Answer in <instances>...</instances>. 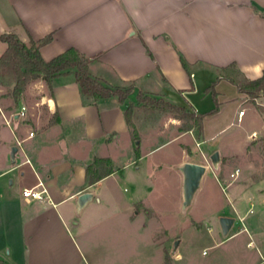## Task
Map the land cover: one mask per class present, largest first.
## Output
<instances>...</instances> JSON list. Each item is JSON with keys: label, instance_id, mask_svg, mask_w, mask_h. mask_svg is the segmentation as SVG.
Returning <instances> with one entry per match:
<instances>
[{"label": "crops", "instance_id": "obj_1", "mask_svg": "<svg viewBox=\"0 0 264 264\" xmlns=\"http://www.w3.org/2000/svg\"><path fill=\"white\" fill-rule=\"evenodd\" d=\"M262 12L264 0H0V34L13 32L30 44L32 38L38 40L52 33L51 41L40 46L45 59L76 47L88 56L98 55L89 64L94 75L112 85L133 84L129 97L135 100L142 91L207 111L210 109H204L207 107L200 99L186 96L197 92L198 73H213L218 80L227 79L222 67L233 62L241 75L249 78L263 73ZM7 46L0 39V56ZM180 54L191 63V75ZM6 89L0 85V264H231L228 256L235 258L234 264H259V255L264 257V241L255 257L247 260L240 240L230 249H215L209 255L203 251L200 257L183 242V235L179 237V232L171 230L173 223L155 214L151 195L157 184L146 167L138 172L143 181L139 180L138 185L132 182L128 197L119 196L109 182L115 176L118 181L117 174L123 176L132 161H136V170L141 169L147 162L140 164L139 159L175 141L179 142L181 152L179 166L193 160L189 152L191 138H187L191 134L180 128L182 118L170 116V126L164 125L158 131L148 127L140 130L137 150L125 116L132 98L124 102L117 96L87 100L73 72L54 77L52 87L44 79H34L27 84L25 96L41 93L38 106L57 112L56 122L42 129L39 118L32 125L23 123L26 118L10 119L9 109L3 103ZM240 91L243 100L250 98ZM263 99L261 94L252 100L262 114ZM223 105L221 101L220 109ZM28 110L27 115L34 113L30 107ZM241 110L239 119L244 114H240ZM207 118L201 133L204 136ZM167 121L165 117L164 123ZM31 131L33 136L29 135ZM20 138L24 139L22 145L18 144ZM154 139L157 143H153ZM202 143L200 140L199 148L206 150L208 147ZM14 146L18 147L15 159ZM219 151V163L206 164L221 173L224 153ZM97 155L109 156L114 168L91 182L87 165ZM27 156L32 162L25 160ZM162 164L152 161L153 167ZM236 165L240 170L244 168L247 175L256 171L249 160ZM206 170L188 205L203 187ZM178 174L184 179L180 167ZM237 176L230 179L227 203L216 208L218 215H232L234 220L227 232L222 230L226 235L213 245L243 230L251 231L254 237L247 244L253 239L259 242V219L249 218L246 222L253 207L245 210L242 202L243 192L252 187L251 181H236ZM217 177L221 184L222 178ZM40 179L46 183L50 199L23 194L24 186L34 185ZM257 180L264 178L259 179L258 175ZM258 189L264 202V183ZM84 190H91L94 195L79 208L78 195ZM183 199L181 192L182 205ZM199 221L193 218L188 222L200 225Z\"/></svg>", "mask_w": 264, "mask_h": 264}, {"label": "rangeland", "instance_id": "obj_2", "mask_svg": "<svg viewBox=\"0 0 264 264\" xmlns=\"http://www.w3.org/2000/svg\"><path fill=\"white\" fill-rule=\"evenodd\" d=\"M231 70L235 72L236 68L232 67ZM235 74L241 77L238 72H235ZM211 75H213V73H210V76L207 75V73H198L196 78L197 92H192V94L187 93L186 96L190 99H200L203 106L207 107L204 109L213 108L216 105V100L220 102V105L222 101L224 103L222 109L214 115L207 116L208 118L205 121L206 136L201 134L202 132L199 125L190 119H180V122H182L180 128L187 129L192 136L187 138H191L189 152L193 160L205 162L212 166L211 153L215 150H222L224 155H222L223 164L220 169L221 173L217 170L213 171L207 168L204 175L203 187L198 191L193 202L190 205L180 204L181 192H183L184 195V179L178 174L179 167L181 168L178 163L181 152L179 142L175 141L166 144L152 155L139 159L138 162L140 164L147 162V165L144 164L141 169L136 170V161H132L131 166H126L123 176H120V172L117 174V177H119L118 181L115 176L114 178H109V182L113 184L119 196L122 198L128 197V195L132 193L133 183L135 182V184L138 185L139 180L141 182L143 181V175L138 176V172H141L142 169L146 167L148 172L154 176L155 184H157L156 189L151 195V200L155 205V214L158 217L160 216L161 220L173 223L171 230L179 232V237L183 235V242L188 243L191 250L202 257L203 251L205 255H209L215 249H230L236 240H240L242 242L243 252L247 253V260H250L255 257L258 246L262 247L264 241V202L259 198L258 189V186L263 185L264 181L257 180L258 175L259 179L264 178V113L262 114L259 106H257L251 98L243 100V93L235 82L228 78L218 80V77L214 75L211 78ZM14 80V77L0 73V85L2 84L7 88L4 92L7 96L3 103L4 108L9 109L10 119L13 120L15 118L13 113L18 111L21 103H26L28 109L30 107L34 113L22 117L26 118L23 120V123L32 125V123L39 118L41 119V128L45 129L48 124L56 122V112L51 113L47 106H38L37 103L39 102L38 99H40L41 93L27 97L23 92L24 96L22 94L19 99L22 102L16 100L11 94ZM212 84H214L213 89H208ZM217 90H221L222 92L220 93ZM214 92H216V94ZM131 98L134 100L132 104L137 102V104H134L133 125L131 126L133 140L135 136L141 139L140 130L144 131L146 127L158 131L161 130L164 125L167 128L170 126V121L172 120L170 116L175 115V113L168 110L166 106L153 104L151 102H140L137 99L135 100L134 97H129V101H131ZM182 99L186 101V98L183 96ZM263 108L264 99L262 101V109ZM240 109L244 111V114L241 115L239 119L238 113ZM49 113L51 114L49 115ZM165 117H168L167 124L164 123ZM34 127H36V125ZM223 127L225 128L216 134L215 137H210ZM253 131H257L255 137H251L250 133ZM163 134L167 133L164 132ZM200 140H203V147H208L206 150L201 147L199 148ZM157 141V139H154L153 143H157ZM220 143L225 144L221 146ZM146 147V145H143V148ZM153 160L162 161L163 164L153 167ZM247 160H249L253 166L255 165L254 169H256V171L252 169L254 172L252 171L251 175H247V172L243 168L234 180L242 183L253 182L252 184L250 183V186L253 188L248 187L245 189V192H243L245 195H243L242 202L244 203L243 207L245 210L249 206L253 207V211H248L246 215V222L249 218L259 219V242L253 239L250 244H247L248 239L252 238L253 235H250V233H252L251 231L243 230L236 236L213 245L218 238H223L226 235L222 231L221 216L216 213L217 205L226 204L229 199L230 187L229 184H227L226 177L228 180L232 179L233 176L230 175V170L236 168L238 162L244 164ZM103 163V165L100 164L103 168L110 166L107 162ZM129 171H132L133 174L131 173L129 175ZM217 175L222 178L221 184ZM224 175L226 177H223ZM121 186H127L128 189L123 190ZM192 193V190L189 189L188 195H192ZM226 210V212H229V209ZM193 218L200 220V225L188 222L191 219L193 220ZM182 222L184 223L183 226ZM236 225L235 223L233 229ZM162 231V229L159 230L158 234L162 235ZM227 258L231 264L235 263L234 257L228 256ZM259 264H264V257H260V255Z\"/></svg>", "mask_w": 264, "mask_h": 264}, {"label": "trees", "instance_id": "obj_3", "mask_svg": "<svg viewBox=\"0 0 264 264\" xmlns=\"http://www.w3.org/2000/svg\"><path fill=\"white\" fill-rule=\"evenodd\" d=\"M264 15V12H262ZM52 33L45 37L35 40L31 39L30 44L23 41L16 33L5 32L0 34V39L6 41L8 46L0 56V73L14 77L12 96L19 100L27 84L37 78H43L52 87L54 77L62 73L73 72L77 83L79 84L82 95L87 99H100L117 96L122 102L126 101L134 85H112L107 83L102 77L94 75L90 70V62L96 59L98 55L88 56L82 53L76 47H69L65 51L57 54L53 58L47 60L43 57L40 46L51 41ZM181 61L188 72L191 71V63L187 58L180 54ZM235 72L241 75V72L233 62L227 66L222 67L223 75L231 81L238 84L239 88L247 93L252 100H255L259 95L264 94V70L263 73L256 78H249L245 75L238 77ZM214 84L210 85L208 89H213ZM216 94V92H214ZM137 100L140 102H151L153 104H161L167 107L168 110L175 113V116L182 119H190L199 125L202 132L203 121L205 117L214 115L220 110V102L216 100V105L207 111H197L185 104H178L172 102L163 96L151 95L146 92H138ZM128 103L125 109V116L130 126L133 125V114L137 102ZM57 115V112H56ZM135 147L139 148L140 138L134 137ZM103 162L110 164L109 167L100 166ZM104 164V163H103ZM102 164V165H103ZM114 165L109 156H95L94 160L87 165V174L91 182L111 172ZM167 260L170 261L167 256Z\"/></svg>", "mask_w": 264, "mask_h": 264}, {"label": "water", "instance_id": "obj_4", "mask_svg": "<svg viewBox=\"0 0 264 264\" xmlns=\"http://www.w3.org/2000/svg\"><path fill=\"white\" fill-rule=\"evenodd\" d=\"M15 119H19V114H15ZM18 149L17 146L12 148V157L15 159V151ZM211 160L214 165H217L221 159V154L219 150H215L211 155ZM181 168L184 172V204H189L191 202L194 191L200 184L202 175L207 168V164L200 161L187 160L182 165ZM192 190V195H188V190ZM94 193L91 190H84L78 195V207L81 208L89 199L93 197ZM223 230L227 232L231 226L234 216L232 215H221L220 217Z\"/></svg>", "mask_w": 264, "mask_h": 264}, {"label": "built area", "instance_id": "obj_5", "mask_svg": "<svg viewBox=\"0 0 264 264\" xmlns=\"http://www.w3.org/2000/svg\"><path fill=\"white\" fill-rule=\"evenodd\" d=\"M53 103V102H52ZM20 117H26L27 113H28V107L26 104L21 105V107L19 108L18 112ZM244 111L241 110L240 114H243ZM30 136L34 135V131H31ZM257 135V131H253L251 133V137H255ZM24 142V139H18V144L22 145ZM26 161L32 162L31 158L29 156H27L25 158ZM240 170V166H237L234 170H232L230 172V175L235 177L237 176V174L239 173ZM227 180V184H229L230 180ZM124 188H126V186H124ZM23 194L31 197V198H43V199H50V194H49V190L48 187L46 185V183L44 182L43 179H40L36 184L31 185V186H24L23 188Z\"/></svg>", "mask_w": 264, "mask_h": 264}]
</instances>
